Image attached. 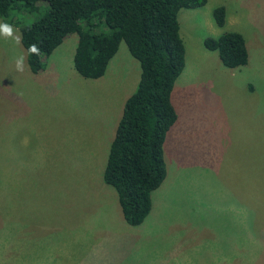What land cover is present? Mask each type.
<instances>
[{
    "label": "rangeland",
    "instance_id": "obj_1",
    "mask_svg": "<svg viewBox=\"0 0 264 264\" xmlns=\"http://www.w3.org/2000/svg\"><path fill=\"white\" fill-rule=\"evenodd\" d=\"M219 5L222 27L212 15ZM177 19V119L163 143L165 179L138 226L102 178L140 77L124 41L90 79L73 66L76 33L36 74L22 44L0 37V264H264V0H207ZM225 31L244 37L245 65L228 68L204 46Z\"/></svg>",
    "mask_w": 264,
    "mask_h": 264
},
{
    "label": "trees",
    "instance_id": "obj_2",
    "mask_svg": "<svg viewBox=\"0 0 264 264\" xmlns=\"http://www.w3.org/2000/svg\"><path fill=\"white\" fill-rule=\"evenodd\" d=\"M207 0H0V19L19 28L21 44L32 73L70 34L76 33L73 66L84 78L105 74L121 41L139 62L136 88L124 102L110 143L103 181L112 186L124 220L140 225L151 211V193L166 176L163 143L177 119L171 101L175 80L185 66V47L177 19L181 8H197ZM44 6L36 20L23 24L26 14ZM214 22L225 24V7L212 12ZM107 29L98 30L100 26ZM36 44L41 55L29 54ZM228 68L245 65L244 37L235 31L204 39Z\"/></svg>",
    "mask_w": 264,
    "mask_h": 264
},
{
    "label": "clouds",
    "instance_id": "obj_3",
    "mask_svg": "<svg viewBox=\"0 0 264 264\" xmlns=\"http://www.w3.org/2000/svg\"><path fill=\"white\" fill-rule=\"evenodd\" d=\"M0 37L5 38L6 40H11L15 45L21 43V35L15 33L13 27L9 23H0ZM27 52L36 56L41 55L39 47L36 44H30ZM15 70L17 72L23 73L25 70V57L24 55L19 56L15 60Z\"/></svg>",
    "mask_w": 264,
    "mask_h": 264
},
{
    "label": "crops",
    "instance_id": "obj_4",
    "mask_svg": "<svg viewBox=\"0 0 264 264\" xmlns=\"http://www.w3.org/2000/svg\"><path fill=\"white\" fill-rule=\"evenodd\" d=\"M108 70H109V69H108ZM108 70H107V71H108ZM137 83H138V82H137ZM135 88H136V87H135ZM125 100H126V99H125ZM137 226H138V225H137Z\"/></svg>",
    "mask_w": 264,
    "mask_h": 264
}]
</instances>
